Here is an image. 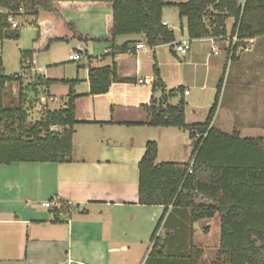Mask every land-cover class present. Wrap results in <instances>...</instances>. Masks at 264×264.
<instances>
[{
  "label": "crops",
  "instance_id": "crops-1",
  "mask_svg": "<svg viewBox=\"0 0 264 264\" xmlns=\"http://www.w3.org/2000/svg\"><path fill=\"white\" fill-rule=\"evenodd\" d=\"M54 7L56 14L40 11L34 17L16 18L36 24L29 65L32 74L56 80L49 93L64 105L69 88L60 81L77 80L71 160L0 164V264H213L220 245L218 214L192 221L188 208L168 206L164 210L163 206L137 203L138 163L147 142L157 144L155 164L185 163L191 157L194 143L186 129L148 124L151 98L162 101L178 87L177 96L163 105L175 106L182 100L185 122H202L190 120L193 113L186 99L190 93L184 94L189 91L186 80L197 75L190 43L186 54L176 51L175 43L181 40L176 34L175 41L161 44L168 45L178 60L184 59L182 64L175 62L177 66L192 69L186 78L187 70L183 75L182 68L185 78L178 77V85L170 88L158 53L161 45L148 46L143 35L112 40L111 4L57 1ZM22 21L18 22L23 25ZM73 29L80 40L73 38ZM252 39L245 47L241 44L231 60L228 43L211 37L196 40L209 43L210 54L204 63L211 62V54L223 53L214 93L224 76L211 127L227 135L236 131L240 139L264 142V35ZM127 41L143 47L117 50ZM74 53L81 59L72 60ZM113 63L120 77L135 82L112 83L106 93L89 94V65ZM144 79L149 83H138ZM156 79L162 86L153 90ZM210 159L238 167L264 166V151L244 143H234L230 149L215 143ZM53 197L79 208L72 207L70 214L53 221L51 212L41 205ZM159 221V245L153 247L150 236Z\"/></svg>",
  "mask_w": 264,
  "mask_h": 264
},
{
  "label": "trees",
  "instance_id": "trees-1",
  "mask_svg": "<svg viewBox=\"0 0 264 264\" xmlns=\"http://www.w3.org/2000/svg\"><path fill=\"white\" fill-rule=\"evenodd\" d=\"M104 2L112 5V40L117 36L143 35L148 46L169 44L175 41V33L162 25L163 8H176L180 19H185L186 35L189 40L205 37L224 39L228 35L225 21L233 19L230 34L237 31L240 40L264 35V0H188L186 2H165L164 0H0V8L7 13L0 14V48L4 38L18 37V27L12 28L7 21L9 15L20 16L19 8H26L32 15L40 11L56 14L54 2ZM211 8V10L209 9ZM24 10V9H23ZM206 16L207 22L203 21ZM36 27V24L34 23ZM182 32V31H181ZM73 38L81 35L73 29ZM134 41H127L117 47L119 51L133 50ZM32 52L26 50L21 62L30 68ZM25 69V70H26ZM158 76V72L155 71ZM224 74L216 86L213 103L202 122H185L184 102L177 105L163 103L177 96L181 87L170 90L164 100L149 106L151 126L176 127L188 131L194 146L191 157L185 163L162 162L155 164L157 144L146 143V150L138 163L139 180L137 203L158 205L166 210L168 206L188 208L192 221L220 218L219 254L213 264H264V166L238 167L216 163L210 159L215 143L230 149L234 143H244L264 151L262 139H240L236 131L231 135L211 127L218 108ZM32 81L23 83L18 74L5 75L0 51V164L12 162H54L71 160L74 99L73 87L77 80H61L69 88L67 101L58 109L43 108L38 119L30 122L34 102L44 94L56 80L34 74ZM89 94L106 93L112 83H133L134 79L120 77L116 65L88 67ZM17 83L19 97L17 105L2 102L1 94L8 84ZM159 79L152 81L153 90L161 87ZM26 90L31 93L26 97ZM58 127L56 130L51 128ZM197 134V135H196ZM59 209L50 211L53 221L61 220L79 207L71 209L66 200L59 199ZM85 213V211H79ZM162 220V218H161ZM160 220V221H161ZM150 240L153 247L159 245L156 236L159 223Z\"/></svg>",
  "mask_w": 264,
  "mask_h": 264
},
{
  "label": "rangeland",
  "instance_id": "rangeland-1",
  "mask_svg": "<svg viewBox=\"0 0 264 264\" xmlns=\"http://www.w3.org/2000/svg\"><path fill=\"white\" fill-rule=\"evenodd\" d=\"M165 2H186L188 0H164ZM24 13L21 14V17L25 16H33L31 11H27L26 8H23ZM163 20L166 21L167 27L174 31L177 35L178 39H188L186 35V26H185V19H180L177 13L176 8L166 5L163 10ZM34 17V16H33ZM22 18H15L14 21L24 23V19ZM227 23H230V20H226ZM19 37H11V38H4L1 44V56L3 61V73L5 75H13V74H20L26 69V64L21 62V55L25 50L32 49L31 44L33 39L36 37V31L34 30V24L29 25L27 21L23 25H20L18 28ZM182 31V33H181ZM228 43L227 39H220V43L222 41ZM191 45L190 56L191 52L193 53V57L191 58L192 62L195 64L192 65V68L197 70V75H193V78H189L186 80L187 86H189V93L190 96L186 97L187 100L190 101L188 110L190 113H193V116H190V120L194 121H203L206 111L208 110L209 106L212 104L213 96H214V87L218 80V77L222 71V68L219 71L221 66V59L223 58V53L220 52L218 56L212 55L210 58V63L208 61L204 63V58L206 54H210L209 43L203 40H189ZM249 45V44H247ZM59 50V46H57ZM217 48H219L217 46ZM146 51H150L149 48L146 47ZM241 50V47H239ZM238 49V50H239ZM159 57H161V61L164 60L165 65L162 67V71L164 75H169L166 77L167 85L172 88L178 85V79L182 76V68H183V75L191 77L190 72L192 69L189 67H185L184 65L177 66L175 62L178 64H182L184 59L178 60L174 57L169 50L168 45H161L158 49ZM194 54H197V59ZM241 54L239 53V56ZM189 54H187L186 61L188 60ZM218 59V60H217ZM181 69V70H180ZM219 71V72H218ZM195 74V73H194ZM34 74L30 71L27 73L26 78L23 79V83L26 84L29 81H32ZM179 77V78H178ZM185 78V77H184ZM204 84V87L201 89L200 87ZM26 97H29L31 93H28L24 90ZM19 97V89L17 84H8L6 88L2 91L1 98L3 104L6 106L7 104L17 105ZM58 98V102L54 103L49 106L50 109H58L63 105V100ZM39 114L30 113L29 120L33 122L38 119ZM52 130H56L58 128H51Z\"/></svg>",
  "mask_w": 264,
  "mask_h": 264
},
{
  "label": "built area",
  "instance_id": "built-area-1",
  "mask_svg": "<svg viewBox=\"0 0 264 264\" xmlns=\"http://www.w3.org/2000/svg\"><path fill=\"white\" fill-rule=\"evenodd\" d=\"M243 3H244V0H239V4L241 6L243 5ZM209 9L211 10V8H209ZM2 13H7V12L5 11V9L0 8V14H2ZM19 13L20 14L24 13L22 8H19ZM14 19L15 18H13L11 15H9V17L7 18V21H8V23L10 24V26L12 28H16V27L21 25V23L14 21ZM228 19L230 20V23H227V21H225V26H226V29L228 31L227 32L228 35L224 39L228 40V46H227L226 50L229 51L228 59L231 60L232 57H233V54L235 53V50L239 49V47H241V45L237 46V48L235 49L236 44L239 43L240 40L237 37V31L233 35L230 34L231 28L233 26V19L232 18H228ZM203 21L205 23L207 22V18H206L205 15L203 16ZM161 24L168 26L166 21H164V20H162ZM211 39L214 41L215 38L211 37ZM252 41H253V39H244V41L242 43H243V45L245 47L248 43H251ZM142 47H143L142 43H137V44L134 45L135 49H139V48H142ZM175 48H176V51H178L180 54H186L188 49H189V40L181 39L180 41L175 43ZM212 51H213L214 54H217V52L214 51L213 49H212ZM71 58H72V60H80L81 59V55L79 53H74ZM29 71L31 72L30 68L24 70L23 72L18 74V76L24 79V78H26L27 73ZM138 83L139 84H141V83L148 84L149 80L148 79H144L143 81L139 80ZM15 84H17V83H15ZM188 93H189V91H187V90L184 91V94H188ZM57 102H58V98L56 96H54V95H51V94L41 95L34 102V106H33L32 112L38 114L39 111H41L43 108H49L50 105H52L54 103H57ZM59 199L60 198H58V197H53V198H51L49 200H46V201L42 202L41 205H42V207L48 209L49 211H54L56 209H59V207L61 205V201ZM66 202H67V205L70 208H72L74 206V204L72 202L67 201V200H66Z\"/></svg>",
  "mask_w": 264,
  "mask_h": 264
}]
</instances>
